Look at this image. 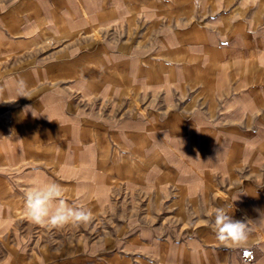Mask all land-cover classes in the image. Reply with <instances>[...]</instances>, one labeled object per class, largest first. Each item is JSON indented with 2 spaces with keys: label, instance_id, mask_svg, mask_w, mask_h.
I'll return each instance as SVG.
<instances>
[{
  "label": "crops",
  "instance_id": "1",
  "mask_svg": "<svg viewBox=\"0 0 264 264\" xmlns=\"http://www.w3.org/2000/svg\"><path fill=\"white\" fill-rule=\"evenodd\" d=\"M0 264H264V0H0Z\"/></svg>",
  "mask_w": 264,
  "mask_h": 264
},
{
  "label": "clouds",
  "instance_id": "2",
  "mask_svg": "<svg viewBox=\"0 0 264 264\" xmlns=\"http://www.w3.org/2000/svg\"><path fill=\"white\" fill-rule=\"evenodd\" d=\"M29 87L23 79L16 82L18 97L28 98ZM64 188L49 180H39L24 190L25 212L30 220L55 228L84 225L92 220V212L72 206L64 199ZM232 209V205H231ZM225 208L213 212V226L217 239L236 247H245L249 240L251 220H235Z\"/></svg>",
  "mask_w": 264,
  "mask_h": 264
},
{
  "label": "built area",
  "instance_id": "3",
  "mask_svg": "<svg viewBox=\"0 0 264 264\" xmlns=\"http://www.w3.org/2000/svg\"><path fill=\"white\" fill-rule=\"evenodd\" d=\"M243 259L246 261H250V255L249 254L244 255Z\"/></svg>",
  "mask_w": 264,
  "mask_h": 264
}]
</instances>
